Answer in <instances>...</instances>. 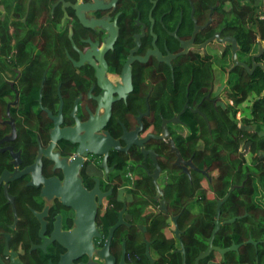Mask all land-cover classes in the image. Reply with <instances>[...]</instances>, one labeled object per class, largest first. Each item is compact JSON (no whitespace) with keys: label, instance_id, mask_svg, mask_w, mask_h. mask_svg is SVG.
<instances>
[{"label":"flooded vegetation","instance_id":"af4514ba","mask_svg":"<svg viewBox=\"0 0 264 264\" xmlns=\"http://www.w3.org/2000/svg\"><path fill=\"white\" fill-rule=\"evenodd\" d=\"M7 2L0 264H155L150 229L173 204L169 186L191 182L193 170L210 176L177 140L188 150V115L203 113L205 100L225 103L216 70L230 43L208 41L226 36L218 3ZM208 62L212 78L201 82ZM174 218L162 233L179 251ZM134 241L140 251H130Z\"/></svg>","mask_w":264,"mask_h":264},{"label":"trees","instance_id":"16d2710c","mask_svg":"<svg viewBox=\"0 0 264 264\" xmlns=\"http://www.w3.org/2000/svg\"><path fill=\"white\" fill-rule=\"evenodd\" d=\"M215 3H218L215 13H220L223 22V34L236 38L238 60L249 67L255 62L257 65L252 72L235 65L227 79L225 103L217 108L205 100L201 105L203 113L188 115L191 131L187 138L188 150L185 138L178 136L177 140L182 152L192 155L199 169H207L209 173L220 169L221 173L205 176L193 170L191 182L183 178L175 187L169 186L166 196L173 204L160 219L153 221L150 229L154 239L152 248L159 254L155 264H182L181 253L176 251L178 241L162 233L168 225V215H177L186 264H194L198 254L208 246L217 203L227 194L220 205L219 221L237 218L221 224L213 243L220 247L232 243L241 245L237 250L226 252L223 258L212 251L199 264H264V131L260 127L264 125V49L260 52L257 42L258 37L264 39V0H207L208 5ZM4 29V26L0 28V56L7 57ZM223 60L234 65L230 44L226 45ZM209 66L210 62L202 72L196 73L201 82L212 78ZM252 94L247 112L238 119L240 105ZM249 238L257 244L247 242ZM141 249L136 241L130 242V251ZM138 264H147L146 258L143 256Z\"/></svg>","mask_w":264,"mask_h":264},{"label":"water","instance_id":"95a60500","mask_svg":"<svg viewBox=\"0 0 264 264\" xmlns=\"http://www.w3.org/2000/svg\"><path fill=\"white\" fill-rule=\"evenodd\" d=\"M219 36H220L219 32L215 33L214 36L211 37L208 41H211V40H213L216 37L217 39H219V40H221V41H223L225 43H230L231 44V50H232V58H233L234 64L235 65H242L249 72H252L254 70L255 66L257 65V63L255 62V63H253L252 67H249L245 62L238 60V58H237L238 44H237L236 38L233 37V36H230V35H226V36H224L222 38H220ZM193 38H194V36H193ZM191 42H189V44H191ZM205 44L206 43H203V44H200V45H194V46L197 47V48L198 47H204ZM184 45L186 46L187 43L184 44ZM262 50H260V52ZM163 133L166 136H168V131H167L165 126L163 128ZM204 172H206V171H204ZM227 197H228V194L225 196L224 199L219 200L218 203H217V213H216L215 225H214V228L212 229L211 235H210V237L208 239V246H207V248L204 251H202V252H200L198 254V256L195 258L194 264H199V261L201 259H203L204 257L208 256L212 251H217L223 258L225 256L226 252L231 251V250H237L239 248V246L241 245V243H238V244L237 243H232L231 245H229L227 247H220V246H217V245H215L213 243L214 236H215L216 232L219 230L221 224L222 223H231V222L235 221V219L237 218V217H232V218H230L228 220H225L223 222L219 221L220 205L224 202V200H226ZM174 223H175V234H176V236H177V238L179 239V242H180L179 251L181 252V256H182V264H186L185 263L186 251H185L184 245H183V243H182V241L180 239V236H179V229L177 227L176 218H174ZM247 242L253 243L254 245L257 244V242L254 241L252 238H249L247 240ZM150 264H153V260L152 259H151V263Z\"/></svg>","mask_w":264,"mask_h":264},{"label":"rangeland","instance_id":"374dc122","mask_svg":"<svg viewBox=\"0 0 264 264\" xmlns=\"http://www.w3.org/2000/svg\"><path fill=\"white\" fill-rule=\"evenodd\" d=\"M257 42L259 43L260 50L264 49V39H261L260 37H258L257 38ZM230 68H231V64L230 63L229 64L228 63H225V66H224V70L223 71L221 70L220 73H218L217 70H216L217 77H219L221 79V81L223 82V84H224L223 86L222 85L221 86L219 85V91L220 92H222V90L224 89V87H226L227 79L231 76ZM221 81H218L217 84H219V82H221ZM216 86L218 87V85H216ZM224 92H225V90H224ZM220 96L223 97L224 100L226 101V97L222 93H220ZM253 97H254L253 94L250 95L248 97V99L240 105V109L241 110H239L237 112V118L238 119L241 117V114L247 112V107L251 104V102L253 100ZM229 102L231 103V101H229ZM260 127H261V131H264V125H261ZM254 128H255V126L252 125L251 126V129H254ZM246 157L249 160L250 156L248 154L246 155ZM220 173H221V170L218 169V170L211 171L210 172V175H218ZM172 229H173V224L171 225V227L169 229L166 230V233L168 235H170Z\"/></svg>","mask_w":264,"mask_h":264}]
</instances>
